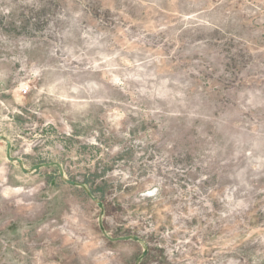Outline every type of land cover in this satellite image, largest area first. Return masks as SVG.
<instances>
[{"label": "rangeland", "instance_id": "rangeland-1", "mask_svg": "<svg viewBox=\"0 0 264 264\" xmlns=\"http://www.w3.org/2000/svg\"><path fill=\"white\" fill-rule=\"evenodd\" d=\"M0 138V264H264V0H0Z\"/></svg>", "mask_w": 264, "mask_h": 264}, {"label": "water", "instance_id": "water-1", "mask_svg": "<svg viewBox=\"0 0 264 264\" xmlns=\"http://www.w3.org/2000/svg\"><path fill=\"white\" fill-rule=\"evenodd\" d=\"M1 139V138H0ZM9 149H10V145L9 144H7V150H6V154L8 155L9 154ZM8 161H10V162H12L13 161V159L12 158H10V157H8ZM16 162L17 163H20V160H16ZM39 167L38 166H36V167H34V169H38ZM23 172H26V170H24L23 169ZM71 185H73V183H70ZM129 238H124L123 240H128ZM134 240H138L137 238H134Z\"/></svg>", "mask_w": 264, "mask_h": 264}]
</instances>
